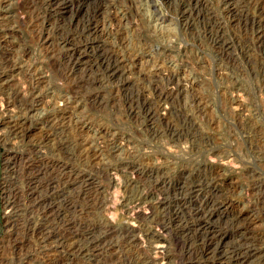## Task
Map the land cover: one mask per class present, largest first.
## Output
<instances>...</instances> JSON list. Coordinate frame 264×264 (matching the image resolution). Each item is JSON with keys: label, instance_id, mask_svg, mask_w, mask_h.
<instances>
[{"label": "rangeland", "instance_id": "obj_1", "mask_svg": "<svg viewBox=\"0 0 264 264\" xmlns=\"http://www.w3.org/2000/svg\"><path fill=\"white\" fill-rule=\"evenodd\" d=\"M96 1L109 2L114 7L102 14L106 20L102 18L105 22L104 28L100 25L98 31L99 40L104 41L107 48L119 42L133 55L123 76L132 92L131 104L127 103L126 96L119 95L118 84L112 81L92 84L91 72L82 69L93 60L86 50L79 53L82 63L77 67L80 70L71 73L60 51L53 46L49 34L54 26L76 25L81 18L85 9L79 8L77 0L65 1L50 15H44L39 0H0V264H66L68 257L64 251L67 245L77 241L73 235H68L63 246H55L53 239H49V247L40 248L37 237L30 236L27 228L44 224L46 218L57 212L56 208L51 211L36 209L34 199L28 195L30 176L35 179L32 185L37 198L47 197L46 202L55 201L61 206L59 213L63 219L46 224L56 225L58 233L66 230L64 224L105 226L110 222L118 229L137 223L136 226L145 228L140 227L142 231L137 233L135 245H124V253L114 247L84 261L77 255L73 264L118 263L123 255L140 260L147 254L139 249L144 246L148 248L147 253L155 255L152 247L157 242L165 248L164 264H183L189 256L184 239L176 242L180 234L178 226L183 225L182 221H192L184 211L180 213L181 224L169 223V229L164 232L153 227L152 217L146 224L138 219L137 213H123L124 216L120 212L118 198L121 201L124 194L127 195L124 198L131 201L145 193L142 210H147L148 203L153 206L152 211L157 210L152 203L158 191L153 189L152 182L144 181L143 175L136 174V179L131 174L142 169H157L173 181L183 177L192 182L199 175L214 178V201L225 199L226 206L210 216L208 226L228 241L232 233L230 222L238 215L241 226L249 227V234L259 240L264 251V0H193L199 4L197 11L201 12L195 20L197 24L190 21V28L177 16L180 0H86L85 4ZM105 12L115 15V20L110 22ZM195 12L193 19L197 18ZM214 23L220 27L215 31H220L227 41L224 48H215L210 42V33L215 32H210ZM7 62L13 68L8 74L1 67ZM169 75L174 77L178 90L167 102L154 104L149 90L162 88L165 85L163 77ZM30 92L34 93L32 99ZM24 100L28 101V108L20 113L18 109ZM141 101L149 103L152 110L160 114L159 134L146 120L140 108ZM129 108L137 113L129 112ZM49 120H54L58 128L52 131L50 140H46L45 125ZM14 121L20 122V136L17 137L5 134ZM167 125H172L174 130L178 127L175 135L162 132ZM96 148L99 160L87 161L81 156L83 150ZM36 157L52 165V174L58 172L56 175H59H55L56 179L62 178L63 182L75 179L74 188L82 177L89 180L93 198L96 193V198L102 199L92 201L88 210L81 214L75 212L79 216L73 210L64 209L56 197L63 185L51 186L48 184L51 176L47 172L43 170L42 174L47 175H42L35 171L31 164L39 165L33 162ZM70 190L66 197L72 201L76 199L75 192L70 193ZM95 201L103 202L98 205ZM198 205L200 202L195 204ZM146 229L151 231L152 238H145L147 233L143 231Z\"/></svg>", "mask_w": 264, "mask_h": 264}, {"label": "bare ground", "instance_id": "obj_2", "mask_svg": "<svg viewBox=\"0 0 264 264\" xmlns=\"http://www.w3.org/2000/svg\"><path fill=\"white\" fill-rule=\"evenodd\" d=\"M39 1H40V5H41V8L43 10L44 15H46V14H49L50 15V14H52V13L55 12V10L57 9V7L59 8V6H61L62 4H64L65 1H68V0H39ZM77 1H78V4L80 5L79 8L84 7L83 9H85V10L82 11L83 13L80 16L81 18L78 19L77 24L75 23L76 25H72L71 23L64 24V26H62V25H55L54 28H53V30H52V32L50 34L48 33L49 35L52 36V42L54 43L53 46L57 50L60 51L62 58L65 59V63L69 65V70L71 71V73L74 72V71H77L80 68V67H77L78 65H80V62H81V59L79 58V53L82 52L83 50H86L91 55V57L93 58V60H92L91 63L89 62L90 63L89 65L86 64L87 66H85L84 68L82 67V69H85V72H89V73L91 72V74H92V79H91L92 84H95L96 85V83H103L105 81H112V82L116 83V85L118 84L117 88H118L119 92H121V93L118 92L119 95L122 94V97L123 96H126L127 103L131 104V102H130V97H131L130 94L132 92L130 93V88L128 87V84L126 83V80L124 79L123 76L125 75V71L124 70L126 68V64L128 62H130L131 58L133 59V55L131 54V52L129 50H126L125 47L122 46V44L119 43V42L116 44V46L114 45L115 47L113 46L112 48H107L106 45H105V43H104V41L99 40L101 38V35L98 34V31H99L100 25H102V27L104 28V22H105V21L103 22V20H102V18H103L102 17V14H104L103 12L105 10L106 11L107 10L108 11L113 10L114 7L109 2H107V3H103L102 2L103 3L102 4L101 2H98L97 3V1H96V3H94V2H93L94 4H92V3L90 4L89 3L90 4L89 5L88 3L85 4V1L86 0H77ZM227 3H229V2H227ZM177 6H178V4H177ZM198 8H199V4H197L196 2L194 3L193 0H185V1L184 0H180V8H178L179 11H178V15L177 16L179 17V19H182L183 24L187 28H190L192 26V24L190 23V21H194L196 23V21L198 20L199 17H197V16L201 12V10H200V12L197 11ZM232 8H230V9H232ZM176 9H177V7H176ZM195 11H197V12H195ZM194 12L196 14L195 17H197L195 19H193L194 18V16H193V13ZM105 13H107V12H105ZM237 13H239V12H237ZM107 14H108L107 15V18L110 19V22H112L113 20H115V15L113 16V14L111 15V13H109V12ZM233 14H235V13H233ZM233 16L235 17L236 15H233ZM104 20H106V19H104ZM207 20H208V18H207ZM115 23H117V22H115ZM198 25H199V23H198ZM195 26H197V25H195ZM219 28L220 27L217 24L214 23V24L211 25V29L212 30L210 32L215 31V29H219ZM259 29H260V27H259ZM103 30H105V29H103ZM103 32H105V31H103ZM219 32L220 31H215V32L210 33V38H211V41L210 42H212L213 47L217 46V48L220 49L221 47L224 48L223 46H225V43L227 41L225 42L223 40V35L221 33H219ZM261 34H263V33H261ZM215 48H213V49H215ZM215 52H217V51H215ZM12 66H13V64H12ZM1 67L3 68L2 69L3 72H6L7 71V74H8V72L12 71L11 69H13L11 67V65H10V62L9 63L8 62L7 63H3V66H1ZM1 79H3V77H1ZM115 80L117 82H115ZM163 80H165V85L162 88L153 87V88H151L149 90V93L148 94L151 95V97L153 98L152 100L154 101V104H156V103H162V102L164 103L165 101L167 102V99H169V96L172 95V93L175 94V91L178 90L177 84L174 83V77L173 76H170V75L169 76H164L163 77ZM158 84H159V82H158ZM171 85H173V86H171ZM30 91H32V88H30ZM23 92H22V95H24ZM18 95H20V94H18ZM30 96H31V99L34 98L33 97L34 96V93L33 92H30ZM146 98H145V100H147ZM136 100H137V98H136ZM145 100H143V102ZM122 101H123V99H122ZM132 101H134V100H132ZM27 102H28L27 100H24L23 104L18 109L19 110L18 112L22 113L23 111H26V109L28 108V103ZM134 102H136V101H134ZM148 102L151 103L150 100ZM145 103H146V101H145ZM145 103H142V101H141L140 102V108H142L141 110L143 111V113H144V115L146 117V120L152 126L151 129L154 130L155 133L159 134V132H161L160 129H159V127H160L159 123L162 121L160 119V117H159L160 114L159 115L157 114V110L156 109H155L156 111L152 110V108H151L152 106L150 107L149 106V103H147V104H145ZM132 105L134 106L133 103H132ZM128 107H130V105ZM128 107H127V109H128ZM128 111L129 112L131 111L130 108H129ZM135 112L137 113V111H135ZM135 112L134 111H131V113H133V114H135ZM156 120L158 122H156ZM185 124H188V123H185ZM19 126H20V122L19 121H14L11 124L10 127H7V131L5 132V134L8 135V136L17 137L20 134V130L18 128ZM187 126H189V125H187ZM56 127H57V123H55L54 120L53 121L49 120L47 122V124L45 125V129H46V133H45L46 136L45 137H47L46 140L49 139V137H51V135H52L51 133H52L53 130L55 131V128ZM174 128H176V127H174ZM184 128H185V126H184ZM175 130L173 129L172 125L171 126L170 125L169 126L167 125V127L164 128L162 130V132L163 133H171L172 132L173 133L172 136H173V135L176 134L175 133ZM179 132H181V131H179ZM74 142H76V141H74ZM77 144H78V142H77ZM59 151H61V150L59 149ZM73 152H74V150H73ZM37 156H39V155H37ZM81 156H85L84 159L87 160V161H90V160H96V159L99 160L100 154L98 153V149L97 148L96 149H90V150H86L85 149V150H83V154ZM74 158H76V157H74ZM36 159H34L35 161H33V162H38L39 165H35V164H31V165H33V168L36 169L35 170L36 172H40L42 174V172L44 170L45 172H47L51 176V179L48 181V184H50L51 186H54L57 183L63 185V187H61L60 194L59 193L56 194V197H59V200H61L64 209L73 210L74 211L73 212L74 214H75V212H77V213L79 212L78 214H81L80 212L85 211V210H88L89 204L92 201L102 199V197L101 198H98V197L96 198V193L93 194V195H95L94 198H93V196L91 194V190H93V187L91 186L92 183L89 180H87V179H85V178L82 177V179L80 181H78L77 187L75 186L76 188H74L72 186H73V184H75V179H73V178L69 179L68 178L69 181H66V182L65 181L63 182V180H61L62 178L61 179H59V178L56 179L55 178V175L58 172L55 175L52 174V172H51L53 170V169L51 170L52 165L50 163L44 161L43 159L38 158V157H36ZM57 170H59V169H57ZM103 172L104 173H107V171H105V170ZM131 172H132V169L130 170V173ZM44 174L45 173H43L42 175H44ZM131 174L133 176H135L134 178L137 177L136 174H139V176L140 175H143L145 177V180L144 181L150 180L152 182L153 189L156 190V192L158 191L157 196L155 197V199H154V201L152 203L155 206L154 207L155 210L156 209L157 210L155 212L152 211L153 206L150 205L149 203H148V206H146L147 207L146 208L147 210L146 211L145 210H142L141 205H142V202H143V200L145 198L144 197L145 196V193H143L144 195H141L139 197L137 196L138 198H135L134 200H131V201L125 199L124 198L125 194H124V196L122 194L121 196H123V197H121V201L118 198L119 209L121 210L120 212H122V214L123 213H125V214L128 213V215H129V213L132 214V212H133L132 215H134V213H137L138 219H140V221L143 222V223H146V221H151L152 220V222L154 223V226L153 227H155L157 229V231H159V232L167 231L169 229V226L168 225H170V224H173L174 226H178L177 224L180 223L179 221H182L181 220L182 218L180 217L181 216L180 213L182 211H184L186 213V215L190 216L189 218L192 219L191 223L183 222L182 221L181 223L183 225L182 226H178L180 228V231H177V233H180V234L177 237L175 236L177 243H181L183 241L182 239H184V242L186 243V250H187V254H188L189 257H186V260L184 259L182 261L183 264H264V251L262 249L261 244H259V240L258 239L256 240V238L252 237L249 234V231H248L249 227L248 226H241V220L239 219V216L237 214H236L237 216H235L234 219L232 218L233 219L232 221L230 219L231 226H229V227L232 229V233H231V239L228 240V241H226L222 236H218L216 234V232L214 230H212V226L211 227L208 226V223L207 222H208V219L210 218V216H212L213 213H215V211L219 210V208H221L223 206L224 207L226 206V203H224L225 199H223V201H219V202L214 201L215 195L212 194L213 193L212 192L213 191V188H215V185H216L215 182L213 181L214 178H211L210 177L211 179H206V176L205 175H199L192 182H187L183 177H179L178 180L173 181V180H170L169 178H167L165 175H162L157 169H154V170L153 169H150L148 171L147 170L146 171H143V169H142L140 171H136L135 173L132 172ZM45 175H47V174H45ZM57 176H59V175H56V177ZM34 180H33V177L32 176H30V178H28V191H30V193H28V195L34 199L32 202H34V205H35L36 209H40L42 211H45V210H50V209L52 210V208H54V209L56 208L57 209L56 210L57 212L54 210V212H56V213L52 214L51 217H49L48 219L46 218V214L44 213L43 216H44V218L47 219V220L45 219V221H44L45 223L44 224H42L40 226H34L33 225L32 227L27 228V229H29V231L31 233L30 236H32L34 234L35 237H37V239H38V242L37 243H38V245H40L39 246L40 248H42V247L45 248L47 246L49 247V245H50L49 244V241H50L49 239H53L52 240V243L55 244V246L56 245L63 246L64 245L63 240H65V238H67L66 236H68V235L69 236L70 235L72 236L73 235L72 238H77V241H75L76 243H72V244L70 243L69 245H67L68 247L64 251L66 253L64 255H67V257H68L67 258L68 262L66 264H73L74 258L77 255L79 257H81L82 260L84 261L86 259H90L92 257L97 256L102 251H106V249L107 250L110 249V248L113 249L114 247H117V249H119V252L120 253H124V251H123L124 245H126V246H128V245L132 246V245H135L136 242L138 241V235H137V233H139V232L142 231V229L140 227H143V226H136L137 223H136L135 226H130L129 225L130 223H129V224H127V226H120V228L117 229V228L113 227L110 224L109 220H108L109 223H106V225L103 224L105 226H102V225L101 226L100 225L99 226H97V225L96 226H74V225L73 226H64L65 224L62 222L64 224L62 226L66 230H64V229H63V231L61 230V233L60 232L58 233L56 231L57 230L56 229V225H55V227L52 226V225L51 226H46L47 223L53 224L54 221H56V220L61 221L63 219L62 215L59 213L61 206H58L57 203L55 204V201H54V203H51V201L46 202L45 199L47 197L45 199L37 198L35 196L34 186L32 185V183H33L32 181H34ZM129 181H131V180H129ZM141 182H139V183H141ZM146 183H149V182H146ZM260 183H262V182H260ZM125 184H126V182H125ZM146 185H148V184H146ZM126 186H127V184H126ZM144 186L145 185H143V187ZM263 186H264V184H263ZM133 187H131V189ZM258 187L260 188L261 186H257V188ZM44 188H45L44 190H46V187H44ZM56 188L58 189V187H56ZM127 188H128V186H127ZM145 189H147V188L145 187ZM47 190H48V188H47ZM68 190H70V193L74 190V192H75V196L74 197L76 198L75 200L70 201L69 200L70 198L68 196L67 197L69 199H67L66 195L68 194L67 193ZM51 191H53V190H51ZM99 191H100V189H99ZM129 191H130V187H129ZM141 191H143V190H141ZM45 193H47V192H45ZM50 193H52V192H50ZM43 195H46V194H43ZM139 195H140V192H139ZM130 196H131V194H130ZM125 197H127V195ZM132 197H135V196H132ZM95 202H97V204L99 205L103 201L101 203L100 202L98 203V201H95ZM198 202H200L201 205L195 206V204H197ZM103 204H105V203H103ZM30 205H32V204L30 203ZM115 205H117V204H114V206ZM193 206H194V209L191 208ZM115 207L118 208L117 206H115ZM31 208H32V206H31ZM105 212H107V211H105ZM39 213H40V211H39ZM47 213H49V212H47ZM77 213L75 215H78ZM124 216H126V215H124ZM151 217H152V219H151ZM241 218L243 219V217H241ZM67 221L69 222V225H72L71 220L68 219ZM111 222H113V221H111ZM122 223L123 222H121V224ZM124 224H126V222H124ZM134 224H132V225H134ZM149 224L150 223H148V225ZM116 225L118 227V224H116ZM243 225H244V221H243ZM20 230H21V228H20ZM69 230H71V231H69ZM25 231H26V229H25ZM143 232L144 233H147L146 234L147 236L145 238H152L153 237V235H152V233H151V231L149 229L148 230L146 229ZM181 235L183 236V238H181ZM11 238H14V237H11ZM15 239H16V237H15ZM153 242H154V240H153ZM13 246H14V244H13ZM145 247H147V244H146ZM63 248H65V247H63ZM53 249H54V251H57V249H55V248H53ZM146 249H148V248H146ZM146 249L144 248V246H142V248L139 249V251H141L144 254H147L148 255V256L146 255V257H144L142 259L140 258V260H136V258L134 259V257L133 258H130V256H128V255H123L124 257L122 258V256H121L122 259L121 260L119 259V262L118 263L113 262V263H109V264H164V261L163 260L165 258V248H164V246H163L162 243L157 242L155 244V246L152 247L153 251H155V255L154 254H153L154 256L152 255L153 257L151 256V254L147 253L148 251ZM132 256H134V255H132ZM139 257H137V258H139ZM141 257H142V255H141ZM159 259L161 260L160 263L158 262ZM162 261H163V263H162ZM77 262H79V261H77ZM76 264H79V263H76ZM80 264H82V263H80Z\"/></svg>", "mask_w": 264, "mask_h": 264}]
</instances>
